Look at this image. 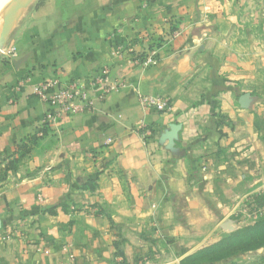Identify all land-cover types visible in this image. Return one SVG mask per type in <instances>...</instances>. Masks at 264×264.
Here are the masks:
<instances>
[{
	"label": "crops",
	"instance_id": "1",
	"mask_svg": "<svg viewBox=\"0 0 264 264\" xmlns=\"http://www.w3.org/2000/svg\"><path fill=\"white\" fill-rule=\"evenodd\" d=\"M159 42L154 65L112 55ZM10 48L17 57L0 58V264H181L256 224L235 214L264 177V0H36ZM105 66L123 88L94 113L44 124L37 84ZM140 96L172 107L145 110ZM194 264H264V249Z\"/></svg>",
	"mask_w": 264,
	"mask_h": 264
},
{
	"label": "built area",
	"instance_id": "2",
	"mask_svg": "<svg viewBox=\"0 0 264 264\" xmlns=\"http://www.w3.org/2000/svg\"><path fill=\"white\" fill-rule=\"evenodd\" d=\"M180 35L175 31L168 34L166 45L170 44ZM124 52L135 56V62L142 65H154L158 61L159 49L148 48L145 52H139L132 44L120 45L112 53L118 57ZM2 56L8 60L17 57L15 48L5 49ZM125 86L124 81H116L111 78V68L105 66L96 76L90 79H78L68 83H60L57 78H52L37 84L34 88L35 95L48 104L50 110L46 113L44 124L57 123L69 116L82 113H94L98 103L105 102L108 97ZM140 105L145 110L167 113L171 109V100L164 96H140ZM146 134L149 132L146 131ZM68 246L63 248L68 251ZM70 261L75 260L73 254L68 253Z\"/></svg>",
	"mask_w": 264,
	"mask_h": 264
},
{
	"label": "trees",
	"instance_id": "3",
	"mask_svg": "<svg viewBox=\"0 0 264 264\" xmlns=\"http://www.w3.org/2000/svg\"><path fill=\"white\" fill-rule=\"evenodd\" d=\"M160 42L156 45H152L158 48ZM36 139H31L32 143H35ZM20 150L26 153V147H19ZM264 246V220L257 221L256 224L250 227L240 229L229 236L224 237L219 243L214 244L197 254L186 258L181 264H194L202 258H208L210 260H221L238 252H249L257 250Z\"/></svg>",
	"mask_w": 264,
	"mask_h": 264
},
{
	"label": "water",
	"instance_id": "4",
	"mask_svg": "<svg viewBox=\"0 0 264 264\" xmlns=\"http://www.w3.org/2000/svg\"><path fill=\"white\" fill-rule=\"evenodd\" d=\"M36 0H10L2 11L3 19L0 31V58L2 52L7 47L11 34L25 15V13L33 6ZM225 229H230V225L226 224Z\"/></svg>",
	"mask_w": 264,
	"mask_h": 264
},
{
	"label": "rangeland",
	"instance_id": "5",
	"mask_svg": "<svg viewBox=\"0 0 264 264\" xmlns=\"http://www.w3.org/2000/svg\"><path fill=\"white\" fill-rule=\"evenodd\" d=\"M235 217L243 222V225L264 220V177L251 191L242 196ZM261 249H264V246L257 250Z\"/></svg>",
	"mask_w": 264,
	"mask_h": 264
},
{
	"label": "bare ground",
	"instance_id": "6",
	"mask_svg": "<svg viewBox=\"0 0 264 264\" xmlns=\"http://www.w3.org/2000/svg\"><path fill=\"white\" fill-rule=\"evenodd\" d=\"M10 0H0V31H1V23L3 19L2 11L5 9L6 5Z\"/></svg>",
	"mask_w": 264,
	"mask_h": 264
}]
</instances>
